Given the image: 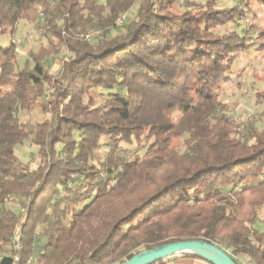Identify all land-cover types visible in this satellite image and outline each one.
<instances>
[{"label": "trees", "instance_id": "16d2710c", "mask_svg": "<svg viewBox=\"0 0 264 264\" xmlns=\"http://www.w3.org/2000/svg\"><path fill=\"white\" fill-rule=\"evenodd\" d=\"M99 1L0 0V37L38 8L47 30L20 69L17 46H0V264H121L188 240L264 264V127L247 122L238 138L221 101L249 47L243 11L216 0L183 11L179 0ZM91 31L93 44L80 37ZM63 51L53 75L45 61ZM98 91H108L100 104ZM255 98L262 105L264 90ZM40 101L46 118L24 123ZM26 142L37 167L17 155ZM122 144L145 154L123 156Z\"/></svg>", "mask_w": 264, "mask_h": 264}, {"label": "rangeland", "instance_id": "374dc122", "mask_svg": "<svg viewBox=\"0 0 264 264\" xmlns=\"http://www.w3.org/2000/svg\"><path fill=\"white\" fill-rule=\"evenodd\" d=\"M84 2L85 0H80ZM210 0H179L177 7L183 11L189 2L205 4ZM99 3H104L100 0ZM216 4L220 8H237L243 11V15L239 19L238 32L248 36V49L242 51L238 55L234 67V73L231 80L223 84L221 101L227 106L226 114L235 123L239 124L240 130L237 137L242 138L245 134L244 126L247 122L254 123L257 127H264V103L256 104L255 94L259 90H264V7L250 2L245 6L242 0H216ZM136 14L134 9L129 15H125V20L132 19ZM31 19L22 20L17 28L16 34L9 38L0 37V46L6 47L14 43L19 50V69L22 68L24 60L31 51H37L41 45L46 43V29L44 24L39 21L44 17V10L38 8L30 13ZM41 20V19H40ZM236 26L230 23L224 29H219V34H224L226 30L235 29ZM121 30L112 31L111 36L121 34ZM42 33V34H41ZM83 35V33L81 34ZM80 35V37H81ZM30 39V40H27ZM92 44L94 43L91 42ZM68 53L63 51L61 55H52L45 61L46 68L53 75H57L61 69L62 62L67 61ZM101 95L98 103H102L108 96V91H98ZM42 102H37L30 112L21 114V120L24 123L34 125L42 122L46 116L41 111ZM102 155H106V140H103ZM178 144V141L175 142ZM184 148L179 151L183 152ZM146 149H140L137 144H122L121 154L129 158L141 159ZM38 149L30 142L17 148V155L20 160L29 167H37L39 165ZM231 191V189H227ZM15 212H19L16 204L10 205ZM241 264H251L246 257H240Z\"/></svg>", "mask_w": 264, "mask_h": 264}, {"label": "water", "instance_id": "95a60500", "mask_svg": "<svg viewBox=\"0 0 264 264\" xmlns=\"http://www.w3.org/2000/svg\"><path fill=\"white\" fill-rule=\"evenodd\" d=\"M180 254H195L210 264H237L222 247L204 240H188L162 245L142 251L121 264H154Z\"/></svg>", "mask_w": 264, "mask_h": 264}, {"label": "crops", "instance_id": "0c3cea01", "mask_svg": "<svg viewBox=\"0 0 264 264\" xmlns=\"http://www.w3.org/2000/svg\"><path fill=\"white\" fill-rule=\"evenodd\" d=\"M161 264H210L208 261L185 254L175 255L165 259Z\"/></svg>", "mask_w": 264, "mask_h": 264}, {"label": "built area", "instance_id": "2783aa9c", "mask_svg": "<svg viewBox=\"0 0 264 264\" xmlns=\"http://www.w3.org/2000/svg\"><path fill=\"white\" fill-rule=\"evenodd\" d=\"M124 20H125V16H122L119 19L117 25L118 26H121L124 23ZM99 34H100L99 31H91V32H89L87 34L81 35V38L84 39V40H86V41H88V42H93V41H95L98 38ZM27 40H30V39H27ZM19 241H20V235L17 233L15 235L16 250H20L21 249V245H20V242ZM13 258H14V261L15 262H18L19 261V257L18 256L14 255Z\"/></svg>", "mask_w": 264, "mask_h": 264}]
</instances>
